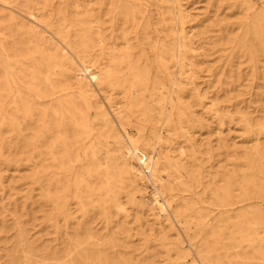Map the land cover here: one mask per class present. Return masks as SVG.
<instances>
[{"label": "bare ground", "instance_id": "6f19581e", "mask_svg": "<svg viewBox=\"0 0 264 264\" xmlns=\"http://www.w3.org/2000/svg\"><path fill=\"white\" fill-rule=\"evenodd\" d=\"M171 2L169 16L158 0H0V165L31 167L55 236L37 254L19 226L20 264H264V121L244 114L255 143L216 168L235 117L212 131L193 109L217 113L232 90L201 77L213 53L262 63L264 8L234 0L244 17L217 26L242 32L200 54L207 32L190 36Z\"/></svg>", "mask_w": 264, "mask_h": 264}, {"label": "rangeland", "instance_id": "374dc122", "mask_svg": "<svg viewBox=\"0 0 264 264\" xmlns=\"http://www.w3.org/2000/svg\"><path fill=\"white\" fill-rule=\"evenodd\" d=\"M47 1L56 3L57 0ZM158 1L161 5V10L171 16V0ZM233 1L181 0L185 12L189 14L184 23V28L189 35L195 36V34L207 32L205 36L208 39L201 46L198 39L195 38L199 47L198 53H210L217 41V44H225L227 43L226 37L242 32V28H237L236 26L229 28V31L221 32L217 26V21L219 20L237 22L244 17V12L232 10L230 4ZM252 2L257 11L264 8V0H252ZM69 16L72 17V13H69ZM173 25L174 22L171 19L164 25L162 40L176 33L178 27ZM158 27L161 28L160 25ZM169 27L170 29H168ZM218 38L222 40L220 41ZM233 53H235L233 48L228 47L225 51L213 53V56L209 57L210 60L208 62L200 64V67L206 71L201 75L205 79L206 75L209 74L208 71H214L215 69L218 71H215V77L213 78L216 82L218 78L226 81L234 79V84L229 86L232 90L226 96L220 92L219 104L221 110L217 113H211L207 109L204 110L199 104L193 108L196 111V116L209 124L212 131L218 127V115L222 114V112L232 114L235 117L234 121L226 125V130H230L226 132V137L228 144L232 147V152L228 154L225 150L220 149L215 151L214 157L209 160V163L216 166V168L219 165L218 159L242 157L244 150L251 148L255 143L256 135L247 132L241 122V117L244 114H249L254 126L264 121V57L262 58V63L255 69L252 63L249 62L247 55L237 52L235 57L231 59L230 56ZM201 59L204 60L203 57ZM198 81L201 82L203 79L200 78ZM214 89L215 87L209 90L211 94ZM229 96L234 97L231 102L227 101ZM199 124L197 122L192 131L199 137L201 135L202 137H208L206 127H201ZM26 134L27 136L29 135L27 132ZM261 136L264 144V135ZM27 139H29V136ZM204 156L208 155L204 154ZM206 161L204 163L208 165ZM244 169L248 171V166L245 165ZM0 170H2L4 181V187L0 185V264H11L13 259H15L16 264L24 261L22 254L19 252V226L26 230L28 243L33 246L34 251L37 254H47L55 245V236L51 224L44 219V213L39 209V203L37 202L38 190L34 189L35 186L31 179L33 170L25 163L19 169L15 166L6 168L5 165H0ZM151 191L152 186L149 185L145 196H148ZM139 237V235L135 236L136 243H139ZM187 245L190 247L188 242Z\"/></svg>", "mask_w": 264, "mask_h": 264}]
</instances>
